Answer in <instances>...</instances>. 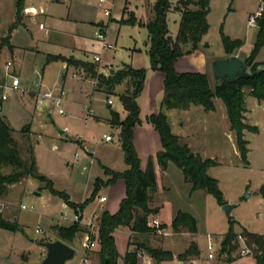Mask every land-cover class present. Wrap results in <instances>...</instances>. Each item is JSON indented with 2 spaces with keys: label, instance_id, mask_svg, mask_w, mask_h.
<instances>
[{
  "label": "rangeland",
  "instance_id": "374dc122",
  "mask_svg": "<svg viewBox=\"0 0 264 264\" xmlns=\"http://www.w3.org/2000/svg\"><path fill=\"white\" fill-rule=\"evenodd\" d=\"M16 1L6 0L5 7L0 9V42L1 39L8 36V31L14 23ZM86 1L92 2V0H82V2ZM130 1L134 4L137 20L140 19L148 24L153 18L151 8L148 7L149 0ZM170 1L174 3L172 4L173 6L177 4L176 0ZM126 2L127 0H115L112 17H106L104 13L101 14L102 18L108 20L109 43L114 45L116 49L105 51L102 45L97 43L93 50L102 53L103 60L115 58V62L122 66L123 62L129 61L127 54H125L127 52L126 49L129 47L140 48L143 54L135 55L134 62L141 69H145L148 74L152 69L149 68L150 60L145 53L144 42H148L146 27L137 26V28H133L127 26V24L120 26L117 22L111 21L113 17L121 15ZM258 3L259 0H213L212 10L208 16L210 29L203 36L199 49L183 57L184 60L179 66L180 72L206 74L211 86L214 88L216 84L211 63L212 60L223 57L225 54L221 39L222 31L231 39L243 40L244 45L241 48L240 56H242L243 60H246L254 48L258 29V27H248L249 14L257 11ZM73 16H79V14L75 12ZM128 18L129 16L125 20ZM42 20V17H40L34 25H29L32 29L31 34L21 29L20 34L13 37L11 42L17 46L32 45L33 41L40 39L44 35V32L39 31V23ZM167 22L170 36L176 39L181 23V13L176 10L170 11L167 16ZM56 26H60V23L56 24ZM63 26L67 28L73 27L71 24H63ZM191 46L189 45L188 49ZM238 50L232 55L238 54ZM10 56L9 49L5 48L0 56V64L3 65V62H6ZM255 63H264V48L260 51ZM155 72L161 77L164 75L160 71ZM23 73L24 77L22 76L21 83L26 92L22 94L31 96L36 105L25 106L17 102L16 98H14L15 96L10 94V100L5 103L4 110L0 111V117L8 116L15 128L20 129L32 122L35 137L31 138L26 134L27 132H16L13 134L18 143L21 158L29 160L31 151H33L35 146L34 154L39 164V172L52 181L54 189L69 193L77 202L85 200V197L90 199L93 192L88 190L87 183L90 175H85V170L93 166L92 159L82 149L77 148L78 146L60 140L58 138L59 131L65 132V135L60 136H64V139L69 136H81L88 142L96 158L101 160L103 164H108L120 170V168L124 167L125 162L123 161L124 156H120L123 150L118 147L120 145L121 130L119 127L111 129L105 120V118L110 116L112 118V111L119 108L121 104L119 96L117 94L109 96L100 91H92L88 95L81 96L76 91L70 92L65 89L60 107L65 111V114L61 115L58 112L59 108L53 105H49L46 108L37 105V96L40 93L46 90H53L55 94L60 93L57 87L60 75L57 76V73H54L51 85L47 89H43L42 87H35L32 81L26 84L27 79L30 77L29 65L24 67ZM72 73V71L69 72V81L70 77L73 80ZM77 75L79 76L80 74ZM163 86V81L158 79V82L154 81L142 98H140L141 95L138 97L139 107H142V104L145 105L142 112L140 108L141 121L147 114L159 113L155 109L154 111H148V108H153L158 98L160 102L162 101ZM117 92H122V90ZM244 92L246 94L245 123L258 128L257 132L245 131V139L249 142L248 164H245L241 159L235 132L230 129L227 110L220 99L216 102L218 109L214 111V114H210V112L205 110V113L196 112L191 122L186 121L185 128L176 127L175 130L182 136L180 139L181 145H188L195 153L201 154L204 159L211 158L216 160L218 166L212 167L209 170V175L219 181V187L223 192L225 201L229 204H237L233 212V218L237 223L235 229L240 231L244 227L253 233L264 234V197L260 194V189L264 186V104L259 103L250 96L249 89H244ZM109 100L114 103L113 109L107 108ZM48 113L50 114L49 116ZM208 115L212 116L213 121H206ZM93 116L100 117L102 121H96ZM183 119L186 120V117ZM106 136H111L114 139L113 142L107 143ZM152 148H156L155 150L158 151V147L154 146ZM151 150L153 151V149ZM77 153L78 156H76ZM157 154H155V158L153 157L154 161H157ZM11 171L10 167L3 170L5 174H9ZM166 171V169L163 170L161 168L157 182V192H159V199L163 205L164 220L170 225L172 218L179 211L189 213L197 220L198 232L195 235L187 234L189 232L186 230L175 232L174 230H169V226L164 224L166 225V228L163 229L165 234L159 235L156 233L149 235L147 239L143 236H138L133 238V243L145 242L150 247L163 248L174 241L172 244L175 243L176 246L173 247L171 245L170 249L173 252H184L192 242L196 244L198 242L202 249H200V255L190 258V262L185 264H218L221 248L230 228L229 217L213 196L202 190L193 192L192 185L185 181L181 169L172 164L171 168ZM35 193H40L41 196L38 197ZM0 202L8 207L0 214L1 217L12 223L18 222L23 228V232L19 233H12L6 230L0 231V264H42L47 253L42 243L56 241V228L58 226L69 227L73 225L76 215L80 216L81 221L83 220V214L70 207H64L61 198L53 196L46 189V183L32 178L10 186L8 194L0 198ZM80 204L77 203V205ZM23 205L27 206L28 210H22L21 207ZM87 206L89 207L87 209L88 216L92 212H97L96 209L99 208L98 197L90 201ZM65 213L67 216H65ZM15 215L18 220H12ZM152 217L154 216L149 218ZM163 223L161 222V224ZM93 225L95 226L93 231L89 227L88 230L83 228V231L86 233L91 231V234H97L100 222L98 224L93 223ZM82 227L84 226L81 223L80 229ZM121 231L124 232H117V246L119 253L124 256L127 252L129 237L127 229ZM168 231L170 233L169 236L166 235ZM85 232L79 233L70 245L75 249L76 255L68 264H80L83 261L86 255V248L83 246ZM239 233H242V230ZM206 235L212 236L215 245L217 260H212L214 262L208 259L209 251L207 249ZM241 238L244 241L240 239V236L238 237L237 250L231 255L227 253L225 261L232 256L240 257L233 264H256L255 260L250 258V256H253L252 253L248 255L249 257L241 255V250L245 248L246 243V238L243 236ZM92 249H86L89 257L92 256ZM98 258V264H100L99 255ZM119 264H123L121 260ZM139 264H145L143 259L139 258ZM150 264L157 263L152 259ZM225 264L228 263L226 262Z\"/></svg>",
  "mask_w": 264,
  "mask_h": 264
},
{
  "label": "trees",
  "instance_id": "16d2710c",
  "mask_svg": "<svg viewBox=\"0 0 264 264\" xmlns=\"http://www.w3.org/2000/svg\"><path fill=\"white\" fill-rule=\"evenodd\" d=\"M24 9L25 0H18L17 22L10 27L8 36L1 41L0 46L7 45L12 48L10 35L20 24ZM172 10L181 13V23L176 39L170 36L167 22L168 13ZM151 11L153 18L144 26L148 31V56L151 69L160 71L165 76L163 108L167 111H188L192 107H202L207 112H214L216 110L215 99L222 100L227 110L230 129L236 135L241 159L245 164H248L249 142L245 139V131L257 132L258 128L245 123L246 94L244 89H249L250 96L264 104V63H255L260 51L264 48V15L257 23L258 32L254 48L245 60L246 63H250L253 71L257 70L258 67H263L261 72L248 79L219 83L213 88L206 74L179 73L175 68V64L180 58L199 49L203 36L208 33L211 0H179L175 6L170 0H156ZM120 23L134 26L138 24V20L134 14H131L127 20L122 19ZM199 35L201 38L198 37ZM221 39L226 54L232 55L236 50L243 47L241 39H231L223 31ZM189 45H192L190 49H188ZM52 60L64 61L69 66L82 68L89 77L96 79L102 85L103 91L108 95H112L118 85L127 83V88L119 96V99L128 115L124 121H121L118 113L112 112L110 124L114 128L119 127L121 130L120 145L128 169L123 173H118L104 168L105 174L110 178L107 181L97 179L92 197L77 205L70 201L66 192L54 189L52 181L40 174L34 151H31L29 160L21 158L18 143L13 137L14 129L6 117H0V198L8 194L10 186L32 178L46 183V189L53 196L61 198L68 207L82 213L102 187L123 180L126 184V196L120 204L119 211L115 214L104 212L100 219L97 234L91 235L92 240H96L100 246L98 253L100 264H118L121 255L115 239L117 229L128 228L133 234L143 236L145 239L149 235L157 233L156 229L148 226L149 217L158 212L149 206L151 194L157 189L154 163L150 159L147 169L142 170L141 161L133 144L134 129L142 124L137 99L144 90L147 71L124 65L121 70L106 77L99 74L96 65L91 63L62 56H50L48 62ZM2 106L3 101L0 100V111H2ZM147 123L152 125L161 138L162 150L156 156L161 168L164 170L170 163L174 164L182 170L185 181L192 185L193 192L205 191L208 195L213 196L221 207L226 205L227 202L220 190L219 181L209 175V170L218 166L216 160L204 159L201 154L195 153L188 145H181L180 138L173 133L171 123L164 110L158 114L150 115L147 118ZM29 129L30 126L27 125L21 130V133L28 132ZM7 167L12 169L9 174L3 172L4 168ZM260 194L264 197V186L260 189ZM229 224L230 228L224 239L222 249L232 253L238 248L239 236L235 232L237 223L234 218H229ZM171 227L175 232L186 230L192 235L198 232L195 217L183 211L177 213ZM164 228L166 225H161V229ZM0 229L9 232H23L19 224L4 220L1 215ZM56 231L57 239L71 245L81 229L79 223H74L69 227L58 226ZM242 234L246 238L247 246L252 250L257 264H264V235L251 233L247 230H243ZM134 244L135 249L124 256V264H139L138 255L140 251H145L157 263L175 259L187 262L190 258L200 255L198 245L194 242L183 254L177 257L171 251L150 247L145 242Z\"/></svg>",
  "mask_w": 264,
  "mask_h": 264
},
{
  "label": "crops",
  "instance_id": "0c3cea01",
  "mask_svg": "<svg viewBox=\"0 0 264 264\" xmlns=\"http://www.w3.org/2000/svg\"><path fill=\"white\" fill-rule=\"evenodd\" d=\"M109 1L111 3H113V5H114L115 0H109ZM176 1L178 2L179 0H176ZM17 2H18V0L15 3V18H14L13 24H15L17 22ZM155 2H156V0H149L148 7L152 8V6L154 5ZM5 3H6V0H0V9H3L5 7ZM171 3L174 4L173 2H171ZM212 4H213V0H211V10H212ZM60 7H61V9H59ZM125 9H126V12H125ZM75 12L77 14H79V16H73V13H75ZM151 13H152V11H151ZM101 14H103V11L98 6V4L95 0H92V2H90V1L89 2H87V1L82 2V0H25V9L22 13V20L20 21V24L17 26V28L10 35V45L12 46V48H10L7 45L6 46H0L1 47L0 56L3 54L5 48L9 49V53L11 55L10 57L7 58L6 62L5 61L3 62V65L0 64V87L2 85H5L7 82H9V79L6 78V71H7V63L11 62L12 66L10 68V71L14 75L18 76L21 79V81H22V76L24 75V73H23L24 67L26 65H29L30 77L27 79L26 84L29 83L30 81H32V84L38 88L42 87L43 89H47V87L49 85H51V82H52L51 80H52V76L54 75V73H57V76L60 75V79L58 80V84H57V87L59 89L58 92L60 91V93H58V95H60L61 93L64 94L65 89H68L70 92L76 91L81 96L88 95L92 91L104 92L102 85L99 84V82L96 79H92L91 77H89L87 75V73L82 68H76L73 65L69 66L64 61L52 60V61L48 62V58L50 56H62L65 58H73L77 61H82V62L94 64L97 67L98 73L102 74L106 77H108L109 75H113L115 72L121 70L124 67V65H129L134 69H141L134 62L135 61V55L142 53V49H140V48H137V47L127 48L126 49L127 52H125V54H127L126 56L129 58V61L123 62L122 66H120L119 64H117L115 62V58H112L111 60H103L102 53L95 52L93 50V48L96 47L97 43L100 44L95 39V32H96L97 28L101 25L105 26L107 29V35H108V29H109V24L107 23L108 20H105L104 18H102ZM131 14H134V15L136 14L135 7H134V4L132 3V1L127 0L126 4L122 10V13L119 16L120 18L119 17H115V18L113 17L111 19V21H113L115 23L117 22L120 26H124L120 23V21L122 19L127 18ZM253 14H254V12L250 13L249 17ZM40 17H42L43 20L39 23V31L44 32L43 37H41L40 39H38L36 41H33L34 43L32 45H29V46H17L11 42V39L13 37L20 34L21 29H23V30H25V32L31 34L32 29H31V26L29 27V25L30 24L34 25L36 23L37 19ZM138 20H139L138 21L139 24H136L134 26H131V25H127V26H131L133 28H137V26H142L145 28L144 25L146 24V22H143L140 19H138ZM58 23H60V26H56V24H58ZM63 24L64 25L65 24H71L73 27L67 28L66 26H63ZM40 25H44V28H40ZM257 32H258V29H257ZM3 39H1V41ZM144 46H145L146 56L149 59L148 42H144ZM238 51L239 52L236 55L239 57H242V56H240L241 48ZM121 53L123 54V52H121ZM225 55H226V53L224 54L223 57H220V58H226L227 55L226 56ZM94 56H100L101 61L99 63L94 62ZM183 60H184V58L182 57L175 64V68H176L177 72H179V73H182V72H180L179 66H180L181 62H183ZM149 68L151 69V64H150ZM70 71L73 72L72 73L73 80H71L72 78L70 77V81H69L68 76H69ZM37 74H39V82L36 85L35 84V77ZM77 74H80V75L78 76ZM162 76L163 77H161L159 74H157V72L150 70L147 74L145 87H144V90H143L140 98H142V96L148 92L149 88L151 87V85L153 84L154 81L158 82V79H161L163 81V85H164L165 76L164 75H162ZM126 88H127V83L124 82L121 85H118L116 87V89L112 95L117 94L118 96H120L125 92ZM118 90H122V92H117ZM10 94H13L15 96L14 98H16L17 102H20L25 106H31L33 104L36 105L34 99L29 95H24L22 93H17V92H11ZM63 94H61L62 98H63ZM162 94H163L162 101L160 102V100L158 98L157 103H154L153 108H150L149 103H148V107H149L148 111H150V110L154 111V109H155V111L161 112L164 110L168 116L170 123H171L173 133L175 135L179 136V138L181 139L182 136H180L179 133L175 130L176 127L177 128H179V127L185 128L186 127V121L191 122L194 113L204 112V109L202 107H192L188 111H176V110L167 111L162 106L163 100H164V86H163ZM106 95H108V94H106ZM159 96H161V95L159 94ZM10 98L11 97H9V99L7 101H9ZM7 101L3 102L2 111L4 110V105ZM110 101L112 102V100L108 101L109 104L107 105V108L113 109L114 103L113 102L110 103ZM214 102H215L216 109H218L216 106L217 105L216 102H218V99H215ZM144 107H145V105L142 104V107H140L141 112H142ZM112 112L118 113L121 121H124L128 115L127 111L124 109L122 103L120 104L118 109L113 110ZM150 113H152V112H150ZM154 113H156V112H154ZM210 114H214V112H210ZM49 115L50 114L48 113V116ZM148 116H150V114H147V116H145V118L142 119L143 120L142 124L140 126H137L134 129L133 142H134V146L136 148L137 154L141 160L142 170L145 171L147 169V166L149 163V157H150V159L153 160L156 178H157V182H158V174H159V172H161V167L157 161H154L153 157L155 158V154L159 153L162 150V144H161V138L159 136V133L152 127V125L147 123L146 117H148ZM3 117H6L10 126L14 129L13 134H15L16 132H21V130L25 126L29 125L30 129L28 130V132L26 134H28L31 138L35 137V133H34L33 127H32V122L29 124H26L25 126H23L20 129H18L12 125V122L8 116L4 115ZM93 117L98 122L102 121V119L100 117H97V116H93ZM184 117H186V120L183 119ZM85 119H87V117H85ZM105 120L110 125L111 129H114V127L110 124L111 116L109 118H105ZM209 120L213 121V118L211 115L207 116L206 121L209 122ZM64 135H65V132H64ZM60 136L61 135H58V138L60 140L64 141L65 143L74 144V145L78 146L77 148L82 149L88 155V157L92 159L91 162L93 163V166L91 168H88L85 170V175H90L89 182L87 183L88 184V190L90 192L94 191V183L97 179H100L102 181H107L110 178L105 174L104 168H108V169L115 171V172H118V173H123L128 169V166L125 164V162H124V167L120 168V170L119 169L117 170V169L109 166L108 164H105V163L103 164L101 162V160H99L98 158L95 157V154L91 151L90 146L88 145V142L79 135H76V137L69 136L66 139L63 138L64 136L63 137H60ZM113 140L114 139H112V141H106V142L107 143L113 142ZM154 146L158 147V151L155 150L156 148H152ZM118 147H121V145H118ZM151 149H153V151ZM33 151L35 153V146H34ZM76 156H78V153L76 154ZM120 156L123 157L124 154L120 153ZM147 158H148V160H147ZM123 161H124V159H123ZM37 164H38V161H37ZM171 166H172V163H170L168 165L166 170L168 171L171 168ZM38 168H39V164H38ZM106 191H107V193H106ZM103 192H105V193H103ZM158 193L159 192H157V189H156V191L151 194V201H150L149 206L151 209L158 210V212L156 214H153L151 216L157 217L161 222H164L162 225L167 224L169 226L168 229L173 230L170 225L172 224V221L174 220V218L176 216L172 218L170 225L164 220V218H163V205H162L161 200L159 199ZM67 194L69 195L70 201L75 203V204H77V203L82 204L86 200H88V198L85 197V200H82L81 202H77L72 198V196L69 193H67ZM125 196H126V184L123 180H118V182L116 184L102 187L101 190L99 191V193L96 195V197H98V203H99V208L96 209L97 212L96 211L92 212L88 216L87 215V213H88L87 209L89 207L86 206V208L81 213V214H83L82 225L84 227H82L80 233L85 232V231H83V228H84V230L89 229L88 228L89 223L98 224V222H100V219H101L104 212H109L111 214L117 213L119 211L120 204H121L122 200L125 198ZM96 197H95V199H96ZM101 197H105L107 200L104 203H101L99 201V199ZM63 204L65 205L64 202H63ZM8 210H10V209H8ZM13 219L18 220L16 215L12 217V220ZM4 220L9 221L5 218H4ZM9 222H11V221H9ZM16 223L19 224L21 227L20 223H18V222H16ZM123 229H127V234L129 237L128 238V248H127L126 253L132 252L135 249V244L133 243V238H136L138 236L133 234L130 231V229L119 228L116 230V232H115L116 244H117V232H119V233L124 232V231H121ZM2 230L3 229H0V231H2ZM241 230H242V233H243V230L249 231L248 229H246L244 227ZM240 231L239 230L237 231L235 229V232L238 234V236H240V239H241L242 233H239ZM249 232H251V231H249ZM12 233H19V232H12ZM251 233H253V232H251ZM169 234L170 233L168 231V233L166 235L169 236ZM187 234H190V233H187ZM91 235L94 236L96 234L92 233ZM260 235H264V234H260ZM92 236H91V241L94 244L93 249L91 250L93 252L92 256L89 257L88 256L89 253H87V251L85 249L86 255H85L83 261L81 262L82 264H98V262H99L98 253L100 250V246L96 240H92ZM207 236L208 235H206V239H207ZM82 242H83V238H82ZM172 242H174V241H172ZM172 242L169 243L168 246H165L161 249L166 250V251H171L175 257L183 254L189 248V247H187L184 252H173L170 249V247H171V245H173V247H175L176 244L175 243L172 244ZM197 244H198L199 250H200L201 246L199 245L198 242H197ZM207 245H208V241H207ZM117 248H118V246H117ZM234 252L230 253L229 251H226L223 248L222 253L220 255V258H218L217 263L218 264L219 263L225 264L227 262L228 264H233L235 262V260L239 259L240 257H232L231 256L227 259V261H225V258L227 257V253H229V255H231ZM120 255H121V258L119 259V261L121 260L122 263L124 264L123 258L126 254L124 256H122V254H120ZM216 258H217V256L215 257L214 261L217 260ZM241 258H243V257H241ZM250 258H253L255 260V258L253 256H250ZM214 261L211 260V262H214ZM187 262H190V260ZM255 262H256V260H255ZM185 263L186 262H182V261L175 259L173 261H165V262L157 263V264H185ZM66 264H68V263H66ZM256 264H257V262H256Z\"/></svg>",
  "mask_w": 264,
  "mask_h": 264
},
{
  "label": "built area",
  "instance_id": "2783aa9c",
  "mask_svg": "<svg viewBox=\"0 0 264 264\" xmlns=\"http://www.w3.org/2000/svg\"><path fill=\"white\" fill-rule=\"evenodd\" d=\"M95 1L97 2L98 6L101 8V10L103 11L106 17L112 16L113 7H114L113 3H111L109 0H95ZM263 15H264V0H259L257 11L249 17L248 26L250 28L257 27L258 20ZM40 28H44V25H40ZM95 39L102 45L103 50L111 51L115 49L114 45L109 43L107 29L105 26L101 25L97 28L95 32ZM100 61H101L100 56H94V62L99 63ZM11 66H12L11 62L7 63L6 78L9 79V82H7L5 85H2L0 87V91H1L0 100H2L3 102L9 99L11 92H17V93L26 92V89L22 87L21 79L10 71ZM61 94L60 95L55 94L53 90H46L45 92L40 93L37 96V105L43 108H46L49 105H53L59 108L58 109L59 114L63 115L65 114V111L62 108H60L61 102H62ZM110 103L112 102L110 101ZM105 139L106 141H112L113 138L111 136H106ZM106 200L107 199L105 197H101L99 199L101 203H104ZM64 207H68V206L65 204ZM7 208L8 207L6 204L0 202V214L4 212ZM21 208L22 210H28L27 206L25 205H23ZM65 216H67L66 213H65ZM74 220H75L74 223H78V222L80 224L82 223L80 216L78 215L75 216ZM161 225L162 224L157 217H152L148 219V226L156 229L159 235L165 234L163 233V229H161ZM88 226L90 230L93 231L95 227L93 223H89ZM91 231L85 234L83 246L86 249H91L94 246V244L91 241ZM207 241H208L207 249L209 251L208 259L214 260L216 257V253H215V245L213 243L212 236L208 235ZM242 241L244 240L242 239ZM251 253H252V250L245 243V248L241 250V255L245 257V256L250 255ZM138 257L143 259V262L145 264L151 263L152 258L148 256L144 251H140Z\"/></svg>",
  "mask_w": 264,
  "mask_h": 264
},
{
  "label": "water",
  "instance_id": "95a60500",
  "mask_svg": "<svg viewBox=\"0 0 264 264\" xmlns=\"http://www.w3.org/2000/svg\"><path fill=\"white\" fill-rule=\"evenodd\" d=\"M201 37L200 35L198 36ZM212 73L215 84L236 82L239 79H248L259 74L263 67H258L253 71L250 63H246L241 57L227 54L226 58L214 59L211 63ZM113 72V71H112ZM39 82V74L35 77V84ZM64 131H59V135H63ZM40 197V193H35ZM237 204H229L222 206V210L229 218H233V212ZM46 249V257L42 264H66L75 258V249L65 242L57 239L54 242L42 243Z\"/></svg>",
  "mask_w": 264,
  "mask_h": 264
}]
</instances>
